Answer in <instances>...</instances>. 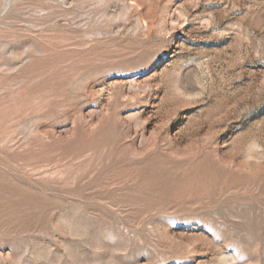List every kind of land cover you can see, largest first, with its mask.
<instances>
[{
  "label": "rangeland",
  "instance_id": "374dc122",
  "mask_svg": "<svg viewBox=\"0 0 264 264\" xmlns=\"http://www.w3.org/2000/svg\"><path fill=\"white\" fill-rule=\"evenodd\" d=\"M0 264H264V0H0Z\"/></svg>",
  "mask_w": 264,
  "mask_h": 264
}]
</instances>
